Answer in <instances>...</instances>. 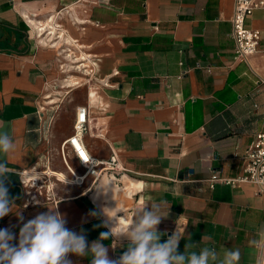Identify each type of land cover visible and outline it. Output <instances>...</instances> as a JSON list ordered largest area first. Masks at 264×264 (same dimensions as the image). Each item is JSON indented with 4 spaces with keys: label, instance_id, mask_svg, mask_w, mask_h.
Here are the masks:
<instances>
[{
    "label": "crops",
    "instance_id": "1",
    "mask_svg": "<svg viewBox=\"0 0 264 264\" xmlns=\"http://www.w3.org/2000/svg\"><path fill=\"white\" fill-rule=\"evenodd\" d=\"M234 2L0 0V133L17 145L3 157L9 167L43 172L50 166L70 177L61 148L74 134L78 107L87 105L89 152L100 160L116 155L124 168L116 184L107 176L94 185L93 178L58 183L59 202L34 207H24L21 179L13 174L8 187L16 206L0 228L18 235L23 222L57 207L66 226L83 229L91 244L109 230L105 221L116 232L137 208L156 203L168 213L158 225L161 242L178 230L180 252L191 238L215 246L221 258L239 249L240 264H256L250 242L264 232V193L251 183L211 187L208 181L215 173L239 177L244 155L264 132V89L256 84L264 75V8L245 21L261 33L260 50L241 60L232 37ZM41 26L51 32L47 44L37 34ZM73 52L88 58L94 77L109 86L85 83L62 96V66ZM80 90L70 126L59 132V109ZM67 160L83 172L70 147ZM103 243L112 259L127 246L118 238ZM70 259L90 264V258Z\"/></svg>",
    "mask_w": 264,
    "mask_h": 264
},
{
    "label": "clouds",
    "instance_id": "2",
    "mask_svg": "<svg viewBox=\"0 0 264 264\" xmlns=\"http://www.w3.org/2000/svg\"><path fill=\"white\" fill-rule=\"evenodd\" d=\"M16 146L11 136L0 133V219L14 213L16 206L17 198L9 194L11 175H18L24 185L20 171L9 167L3 158L14 152ZM148 205L137 208L127 225L116 232H113L114 226L109 227V221H105L103 226L109 230L100 233L91 244L83 229L77 232L66 226L67 221L57 207L48 208L47 212L23 222L18 235L11 228H0V264H73L72 255L90 258V264H240L239 249L225 250L221 258L215 246L201 247L191 238L180 252L179 244L184 238L178 230L161 242L164 233L158 231V225L168 213L162 211L160 204ZM16 215L23 221L20 213ZM110 238L127 241L126 250L116 259L109 257V248L103 243ZM250 244L258 254L256 264H264V232Z\"/></svg>",
    "mask_w": 264,
    "mask_h": 264
},
{
    "label": "built area",
    "instance_id": "3",
    "mask_svg": "<svg viewBox=\"0 0 264 264\" xmlns=\"http://www.w3.org/2000/svg\"><path fill=\"white\" fill-rule=\"evenodd\" d=\"M257 8H264V0H235L234 2L232 37L236 45L237 59L248 61L252 55L260 50L261 33L257 30L245 27L247 17ZM37 34L42 41L45 40V44L51 40V36L48 37L51 34L50 31L46 30L45 32H42L37 29ZM68 56V64L78 65L71 66L65 63L62 66V70L67 73L65 67L74 69L67 71L68 73L77 71L82 75L84 81L82 84L76 82L74 85L81 86L85 83L95 85L100 83L105 87L109 86L108 80H98L94 77L95 67L90 64L88 58L82 56L72 57L71 53L66 55V57ZM71 57L73 60H70ZM65 80L66 82H72L70 79ZM256 84L258 87L264 89V75L257 76ZM89 124V107L87 105H82L77 109V120L74 126V134L62 144L61 148L62 157L68 168L70 177H67L65 174H63L64 177H62L57 172L50 170V166H48L43 172H20L25 185L22 184L25 196L24 207L39 206L43 203L57 204L59 202L56 190L58 183L73 182L83 185L88 178H93L92 185H94L96 181L103 176H107L113 184L117 183V176L124 171V168L120 165L116 155H113L107 160H100L89 152L84 142V136L90 130ZM69 147L79 160V163L83 168L82 173L77 172L68 163L67 148ZM243 159V172L239 177L223 179L215 173L208 179L210 186L214 187L218 182H223L233 187L241 186L245 183H251L258 188L260 193H264V132L256 136L252 148L246 152Z\"/></svg>",
    "mask_w": 264,
    "mask_h": 264
},
{
    "label": "rangeland",
    "instance_id": "4",
    "mask_svg": "<svg viewBox=\"0 0 264 264\" xmlns=\"http://www.w3.org/2000/svg\"><path fill=\"white\" fill-rule=\"evenodd\" d=\"M71 54H72V57H77V54H75V52H73ZM72 57L70 60H73ZM65 63H67V62H65ZM68 65L76 66L78 64H68ZM65 70L67 73H65L63 79H70L72 82H65L64 83L65 87L59 89L58 91L62 92V96L67 97L68 95H66V92L69 91L70 89H72L73 87L78 86V85H74V83L79 82L82 84L84 81L82 79L83 78L82 75L80 73H78L77 71H72V73H68V71H67V70H74V69H70L68 67L67 68L65 67ZM72 77L74 79H71ZM83 93L84 92L82 90L76 91V94L73 97L70 96L71 97L70 100H73V101H71V103H68L66 100H64L63 105H61V107L59 109L62 112L61 126L59 128V132H61V130H66V128L70 126L69 112H70L73 105H78V103H80L82 101ZM62 96L60 97V99L63 98Z\"/></svg>",
    "mask_w": 264,
    "mask_h": 264
},
{
    "label": "bare ground",
    "instance_id": "5",
    "mask_svg": "<svg viewBox=\"0 0 264 264\" xmlns=\"http://www.w3.org/2000/svg\"><path fill=\"white\" fill-rule=\"evenodd\" d=\"M29 21H30V23L31 24H33L34 26H37V23H36V21L34 20V19H30L29 18ZM46 26V25H45ZM45 26H41V27H39V30H41V31H46V27Z\"/></svg>",
    "mask_w": 264,
    "mask_h": 264
}]
</instances>
